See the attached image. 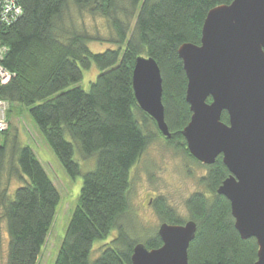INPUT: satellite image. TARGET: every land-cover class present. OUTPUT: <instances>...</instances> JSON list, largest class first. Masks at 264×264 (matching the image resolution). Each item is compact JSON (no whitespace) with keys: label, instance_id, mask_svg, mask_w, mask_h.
Returning <instances> with one entry per match:
<instances>
[{"label":"trees","instance_id":"trees-1","mask_svg":"<svg viewBox=\"0 0 264 264\" xmlns=\"http://www.w3.org/2000/svg\"><path fill=\"white\" fill-rule=\"evenodd\" d=\"M19 2L23 15L9 26L0 24V45L8 48L0 64L13 74L9 82L0 84V100L9 107L8 127L0 133V226L3 224L7 236L5 264H38L60 202L33 150L16 129L11 132V118L23 109L71 179L81 174L76 152L83 169L90 170L83 175L53 264H132L133 248L141 241L133 240L127 231L131 171L157 140L197 164L181 135L191 113L177 51L183 44L199 45L208 12L232 0ZM71 8L80 17L88 13L106 22L108 49L89 50V43L100 39L90 37L69 17ZM138 57L152 58L159 67L170 139L137 106L132 71ZM92 63L98 75L84 91L78 86L82 69ZM221 121L228 123L225 112ZM205 169L198 182L204 191L192 194L184 203L187 219L160 198L153 200L155 215L161 224L195 223L188 264H254L255 239L240 238L228 200L216 193L229 176L221 156ZM142 244L147 250L162 245L157 233Z\"/></svg>","mask_w":264,"mask_h":264},{"label":"water","instance_id":"water-1","mask_svg":"<svg viewBox=\"0 0 264 264\" xmlns=\"http://www.w3.org/2000/svg\"><path fill=\"white\" fill-rule=\"evenodd\" d=\"M177 54L191 113L181 131L188 154L207 166L221 156L229 176L216 193L228 200L240 238L255 239L254 264H264V0H232L211 9L199 45L183 44ZM132 90L138 108L170 139L161 73L152 58L135 60ZM223 112L227 124L221 121ZM195 231L192 221L163 223L157 230L161 247L147 250L135 245L131 263L188 264L187 249Z\"/></svg>","mask_w":264,"mask_h":264},{"label":"rangeland","instance_id":"rangeland-1","mask_svg":"<svg viewBox=\"0 0 264 264\" xmlns=\"http://www.w3.org/2000/svg\"><path fill=\"white\" fill-rule=\"evenodd\" d=\"M69 17L75 20L80 28H85L90 37L100 39V42L89 43L88 48L92 53L105 51L111 46L110 31L104 20L94 19L88 13H83L80 17L72 8ZM97 75V68L92 63L88 69H82L83 78L78 86L88 91ZM10 121L11 132L16 129L23 143L33 150L60 196L53 223L38 259V264H53L76 206L83 175L90 170L83 169V161L76 152L74 159L80 165L81 174L71 179L52 149L36 130L27 110L23 109L19 116L11 118ZM89 163L88 167H90ZM205 173L206 170L199 164L191 162L181 151L175 150L162 140L154 141L148 146L130 174L129 208L126 214L128 228H126L131 238L137 242L141 241L138 244H142L150 235L157 233L161 221L155 215L152 204L153 200L158 198L175 210L181 218L187 219L184 203L192 194L204 191L198 182ZM6 239V232L1 224L0 264H5L6 260ZM91 257L95 256L91 254Z\"/></svg>","mask_w":264,"mask_h":264},{"label":"built area","instance_id":"built-area-1","mask_svg":"<svg viewBox=\"0 0 264 264\" xmlns=\"http://www.w3.org/2000/svg\"><path fill=\"white\" fill-rule=\"evenodd\" d=\"M20 0H0V24L9 26L15 23L22 15L23 9ZM8 48L0 45V61L7 53ZM13 77V74L2 68L0 64V84H6ZM8 104L0 100V133L6 131L8 127L7 111Z\"/></svg>","mask_w":264,"mask_h":264},{"label":"flooded vegetation","instance_id":"flooded-vegetation-1","mask_svg":"<svg viewBox=\"0 0 264 264\" xmlns=\"http://www.w3.org/2000/svg\"><path fill=\"white\" fill-rule=\"evenodd\" d=\"M197 164H199V165L202 167V169L206 170L205 167H206L207 165H203V164H201V163H199V162H197ZM204 175H205V174H204Z\"/></svg>","mask_w":264,"mask_h":264},{"label":"bare ground","instance_id":"bare-ground-1","mask_svg":"<svg viewBox=\"0 0 264 264\" xmlns=\"http://www.w3.org/2000/svg\"><path fill=\"white\" fill-rule=\"evenodd\" d=\"M3 68V67H2Z\"/></svg>","mask_w":264,"mask_h":264}]
</instances>
